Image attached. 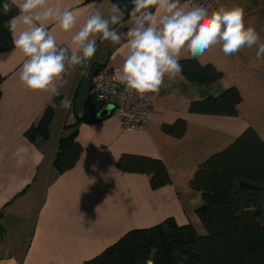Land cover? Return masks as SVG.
I'll return each instance as SVG.
<instances>
[{
  "label": "crops",
  "instance_id": "0c3cea01",
  "mask_svg": "<svg viewBox=\"0 0 264 264\" xmlns=\"http://www.w3.org/2000/svg\"><path fill=\"white\" fill-rule=\"evenodd\" d=\"M217 1L219 8L242 7L246 25L264 39V0ZM50 4L78 15L71 32L48 26L59 45L70 43L97 10L105 19L120 17L110 27L122 41L118 45L94 37L95 55L64 76L67 84L58 85L56 102L48 92L24 88L19 79L24 57L18 50L0 52V264H86L130 230L168 220L179 227L192 225L197 234L205 235L197 214L203 196L190 181L210 155L229 147L249 128L264 140V58H256V48L225 56L217 45L199 58L184 50L181 60L211 64L222 77L210 84L190 81L183 72L174 80L166 77L160 91L153 93L146 130L125 129L114 108L99 121L81 122L76 128L80 118L76 100L83 80L100 67L122 66L121 45L133 17L114 0H50ZM230 88L237 89L240 97L235 115L223 113L221 101H214ZM66 96L72 101L70 109L61 106ZM193 102L206 104L192 111ZM49 105L54 114L47 136L30 137ZM181 120L184 133L171 134L169 127ZM74 131L82 152L73 167L61 172L54 164L60 140ZM124 153L161 159L171 183L153 189L149 174L119 168Z\"/></svg>",
  "mask_w": 264,
  "mask_h": 264
},
{
  "label": "clouds",
  "instance_id": "9594fccd",
  "mask_svg": "<svg viewBox=\"0 0 264 264\" xmlns=\"http://www.w3.org/2000/svg\"><path fill=\"white\" fill-rule=\"evenodd\" d=\"M132 3L133 26L121 45L125 56L115 77L129 93L143 98L145 94L159 92L166 77L176 79L182 72L180 60L184 50L199 58L217 45L225 56L236 55L244 48H256V58H264V39L254 27L246 25L242 7L210 10L195 0L190 7L181 0H132ZM13 8L18 9V14L3 27L12 34L14 49L24 57L19 79L28 91L60 95L59 87L67 84L64 76L70 74L69 70L95 55L94 37L118 45L122 41L121 34L110 27L120 22L116 15L109 20L99 10L95 11L71 36L70 43L61 46L48 26L54 24L62 32H71L78 21L77 13L55 7L50 0H4V15ZM71 105L67 96L61 101L65 109ZM155 253L153 248L145 264H153Z\"/></svg>",
  "mask_w": 264,
  "mask_h": 264
},
{
  "label": "trees",
  "instance_id": "16d2710c",
  "mask_svg": "<svg viewBox=\"0 0 264 264\" xmlns=\"http://www.w3.org/2000/svg\"><path fill=\"white\" fill-rule=\"evenodd\" d=\"M3 2L0 0V52L14 47L12 34L3 24L18 14V9L13 8L8 15H4ZM180 64L190 81L210 84L222 77V72L213 65H201L195 59L181 60ZM2 79L0 73V86ZM57 100L58 95L54 102ZM216 100L217 103L221 101L223 113L237 114L236 104L240 100L237 89H228L214 100L215 103ZM201 103L193 102L191 110H201L206 104ZM103 107V103L90 96L83 115L73 126L77 128L81 122L99 121L97 114ZM53 114V106H47L38 124L29 132L30 137L37 133L47 136ZM184 130L183 120L168 129L175 135H182ZM76 133L62 136L60 140L54 164L61 172L73 167L82 152ZM118 166L128 172L149 174L153 189L171 183L169 172L159 158L124 153L119 158ZM240 180L264 186V140L251 128L223 151L210 155L200 164L190 181V187L200 191L203 196V204L197 209V214L206 229L205 235L197 234L192 225L179 227L174 223L169 230L168 220L151 227L130 230L86 264H145L153 248L156 249L153 264H264V207L256 197L240 203L235 201L239 187L237 182ZM170 232L175 237L193 239L189 254H182L169 245Z\"/></svg>",
  "mask_w": 264,
  "mask_h": 264
},
{
  "label": "built area",
  "instance_id": "2783aa9c",
  "mask_svg": "<svg viewBox=\"0 0 264 264\" xmlns=\"http://www.w3.org/2000/svg\"><path fill=\"white\" fill-rule=\"evenodd\" d=\"M185 2L192 4L194 0H181L182 4ZM195 2L205 5L210 10L219 8L217 0H195ZM117 69L100 67L95 70L89 76L91 79L90 96L103 104L113 105L125 129L146 130L149 126V114L153 110V93L145 94L143 98L135 92L129 93L125 85L115 78ZM1 227L2 215L0 213V229Z\"/></svg>",
  "mask_w": 264,
  "mask_h": 264
},
{
  "label": "water",
  "instance_id": "95a60500",
  "mask_svg": "<svg viewBox=\"0 0 264 264\" xmlns=\"http://www.w3.org/2000/svg\"><path fill=\"white\" fill-rule=\"evenodd\" d=\"M119 7L126 13L131 14L133 12L134 5L132 0H114ZM90 89H91V79L90 77H86L79 89L78 97L76 100V113L78 116H82L84 113V106L90 97ZM113 105H108L104 109H102L98 114V118H104L111 113V109ZM256 197L261 202L264 207V189L260 188L258 185L253 184L247 180H240L239 187L237 189L236 198L243 201H248L249 198ZM169 230L172 226H174L173 221L168 222ZM169 245H172L174 249L182 254H189L190 248L189 245L192 244L193 239L186 238L185 236L175 237L172 232L168 234Z\"/></svg>",
  "mask_w": 264,
  "mask_h": 264
},
{
  "label": "rangeland",
  "instance_id": "374dc122",
  "mask_svg": "<svg viewBox=\"0 0 264 264\" xmlns=\"http://www.w3.org/2000/svg\"><path fill=\"white\" fill-rule=\"evenodd\" d=\"M237 183H239V182H237ZM258 186H259L260 188L264 189V186H263V185L258 184ZM235 201H236V199H235ZM263 221H264V217H263Z\"/></svg>",
  "mask_w": 264,
  "mask_h": 264
},
{
  "label": "flooded vegetation",
  "instance_id": "af4514ba",
  "mask_svg": "<svg viewBox=\"0 0 264 264\" xmlns=\"http://www.w3.org/2000/svg\"><path fill=\"white\" fill-rule=\"evenodd\" d=\"M236 201H237L238 203H240V202L243 201V200H239L238 198H236Z\"/></svg>",
  "mask_w": 264,
  "mask_h": 264
}]
</instances>
